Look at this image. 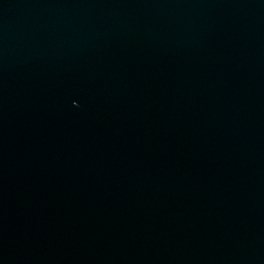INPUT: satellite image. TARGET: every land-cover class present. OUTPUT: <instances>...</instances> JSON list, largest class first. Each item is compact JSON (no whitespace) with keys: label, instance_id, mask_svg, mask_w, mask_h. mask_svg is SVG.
Wrapping results in <instances>:
<instances>
[{"label":"water","instance_id":"water-1","mask_svg":"<svg viewBox=\"0 0 264 264\" xmlns=\"http://www.w3.org/2000/svg\"><path fill=\"white\" fill-rule=\"evenodd\" d=\"M0 264H264V0H0Z\"/></svg>","mask_w":264,"mask_h":264}]
</instances>
